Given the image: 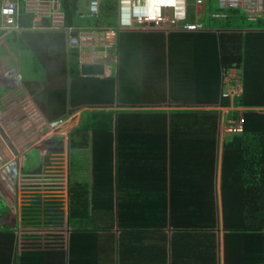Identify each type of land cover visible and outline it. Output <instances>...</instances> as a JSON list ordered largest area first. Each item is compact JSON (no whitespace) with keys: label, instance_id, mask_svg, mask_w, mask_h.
<instances>
[{"label":"trees","instance_id":"1","mask_svg":"<svg viewBox=\"0 0 264 264\" xmlns=\"http://www.w3.org/2000/svg\"><path fill=\"white\" fill-rule=\"evenodd\" d=\"M186 1L188 18L193 0ZM84 3L89 0L60 1L63 29L40 28L20 10V31L8 37L12 49L27 51L40 68L38 82L23 84L48 123L85 110L68 135L75 168L67 188L68 245L58 235L27 236L17 256L10 253L12 239L0 249V260L104 264L100 256L108 254L116 264H170L168 252L182 236L189 248L194 235L212 245L218 116L217 110L190 107L231 104L242 108V129L223 140L220 153L223 245L239 244L248 249V264H263L264 28L238 9L216 8L217 0L205 1L202 30L195 32L123 30L116 13H109L116 32L109 52L114 71L109 77L81 76L78 49L67 47L64 31L98 28L100 15L83 12ZM116 5L104 0L101 12ZM228 70L238 73L239 92L231 101L222 96ZM167 102L187 108L166 110ZM76 150L90 151L89 180L78 177ZM234 236L238 242L227 240Z\"/></svg>","mask_w":264,"mask_h":264},{"label":"built area","instance_id":"2","mask_svg":"<svg viewBox=\"0 0 264 264\" xmlns=\"http://www.w3.org/2000/svg\"><path fill=\"white\" fill-rule=\"evenodd\" d=\"M61 0H24L21 7L17 2L2 0L0 6V32L2 35H11L20 31L18 25V13L23 10L26 13H32L33 21L39 22L42 17H48L49 25H39L40 28L45 29H63L64 28V13L60 6ZM206 0H193L191 4V13L194 17V23L181 22L185 20V0L183 3V12L178 14L179 9L165 6L158 7V12L149 8L150 0H119L120 16L125 10H128L129 19L124 22L119 18L118 27L120 29H152V28H169L170 26L179 27L187 30L201 29V21L204 13V4ZM245 0H222L223 7L230 9H240L242 12L248 14V20L254 21L262 10L258 8H249ZM243 3V4H242ZM247 5V6H246ZM100 0H93L91 2L90 16L99 17ZM169 12V13H166ZM35 24V22H34ZM38 24V23H36ZM67 47L71 49H78L79 63H102L99 55V42L106 45L107 50L112 49L114 41L116 40V32L114 29L98 28H84L78 30L76 34H71V28L65 29ZM111 34V39L107 36ZM109 40V44H108ZM84 50H89V54H84ZM19 69L10 68L7 70H0V100L5 97L4 104L7 103V111L13 109L15 98L13 93L16 89L23 87ZM222 96L229 98L239 92V84L236 76L232 70L225 72L223 77ZM2 92V93H1ZM4 92V93H3ZM11 99V100H9ZM12 101V102H11ZM11 102V103H10ZM15 105V104H14ZM218 125L217 134L223 133L226 137L238 134L241 132V112L242 108L234 107L229 104L227 107H217ZM231 112V113H230ZM72 116V117H71ZM76 114L68 115L58 121L45 123L46 137L48 144H45L43 156V168L40 172L29 171L24 168V153L20 152L17 144L15 145L12 139L3 136L0 132V144L6 146L9 157L7 160L0 162V182L6 188L10 189L14 194L13 209L16 217L20 221V228L18 234L27 233L26 227L31 221L29 218L34 216L32 220L39 224L40 229H44L43 233L47 235H61V242L63 247H66L69 242L71 228L66 224V213L68 208L67 198V181L64 177V164L59 162L60 154L65 152L67 162V150L61 147L50 149V139L53 136L59 135L62 128L70 120L75 122ZM2 121V119H0ZM1 123V122H0ZM9 124V123H7ZM11 142V146L9 143ZM34 147L31 146L29 149ZM22 150V149H21ZM28 149H26L27 151ZM39 153V152H38ZM64 182L65 194L63 195L59 189ZM30 220V221H29Z\"/></svg>","mask_w":264,"mask_h":264},{"label":"crops","instance_id":"3","mask_svg":"<svg viewBox=\"0 0 264 264\" xmlns=\"http://www.w3.org/2000/svg\"><path fill=\"white\" fill-rule=\"evenodd\" d=\"M8 1H13V2H17L19 7L22 6L24 0H8ZM93 0H89V4L86 5L84 3L83 8H81V10L83 12L90 11L91 8V2ZM104 0H100V8H101V2ZM2 0H0V6H1ZM243 3H247L249 8H258L260 10L263 11V13H260L259 15H257L256 19L254 21L248 20V14L242 12L240 9H238L241 13L244 14L245 19L249 22H253V25H256L258 27L264 28V0H245L243 1ZM242 3V4H243ZM153 10L158 12V7L160 6H165L164 9L168 10L167 6L170 7H174L179 9L178 14L181 15V13L183 12V3L182 0H152L151 2ZM185 4H186V0H185ZM217 5L216 8H224V9H230V8H225L223 7V2L222 0H217ZM120 6V3H119ZM205 12H204V16L202 18V20L204 19V17L206 16V5H205ZM169 11V10H168ZM186 11V8H185ZM101 12V9L99 10V13ZM169 13V12H166ZM32 14V13H31ZM22 17V16H21ZM213 17V16H212ZM46 19L49 20L48 17H42L40 19L39 22L37 21H33L32 18V22L38 23L39 25L46 23ZM19 20V17H18ZM201 20V21H202ZM194 17L193 14L190 12V17L187 18V15H185V20L182 23V25H184L185 23H194ZM201 21H198L200 24H202ZM50 22V20L48 21ZM37 25V24H36ZM49 25V23L47 24ZM99 27V26H98ZM185 31H191V32H195V31H201L202 29H194V30H187V29H183ZM111 34L108 33V39H111ZM10 35H2L0 32V70H7L10 68H15V69H19V72L21 73V78L23 83H30L32 84L33 82H38V78L41 74L40 68L38 67V70H36V64L31 62V55L27 54L25 50H19V49H12V46L10 45L9 42V37ZM108 44H109V40H108ZM116 44V40L114 41V45L112 46V49H114V46ZM107 50L106 45L103 42H99V55L101 56V62L103 64H105V75L102 77H109L112 74V71H114V66L111 65V61L114 60V56H112L111 54H109V52L112 50ZM84 54H89V50H84L83 51ZM21 55V58H20ZM111 55V57H110ZM111 65V67H110ZM117 70V69H116ZM33 72V73H32ZM235 74L237 73L234 72ZM238 74V73H237ZM25 84H23V87L20 86V88L16 89L15 92L13 93V95L15 96V98H17L18 100H15L14 103H11L13 107V109L7 111L6 107L7 103H3L5 97L3 98V100H0V119H2L1 121V127L3 129V134H6V131L11 132L12 137L14 139V144L16 145L18 141H20V137L22 136L21 131L16 128V127H7L6 125L12 124V123H16L17 120H15V118H17L18 120H21V118H24L25 120H30V117H27L31 114V111H35V116L31 117L33 118L32 120H30L29 122H33L34 119L36 121L35 125L38 124V126H43L45 125V123H47L46 119L44 118V116L39 112V110L37 109V107L35 106L33 99H32V95L28 93V91L26 90V87L24 86ZM2 93V92H1ZM4 93V92H3ZM11 100V99H9ZM15 104V105H14ZM119 105V101H116L114 105H112L113 108H115V106ZM84 107V106H83ZM81 107L80 110H74L75 112H73L72 114H76V120L75 122H73V124L69 127V131L67 133V135H65L64 140H66L65 142V146H63L64 149H68L67 145H68V135L70 133V131L77 125L79 124V120L81 118V114L83 112V110H85V108ZM109 107V106H108ZM185 105L180 106V105H176V104H170V103H165L164 104V109L166 110H173V109H185ZM187 108V107H186ZM192 109H201V110H216V106L213 105H208V106H196V107H190ZM223 108V107H220ZM117 109V108H115ZM189 109V108H188ZM81 111V113H80ZM21 113H24V116H20ZM33 122V123H34ZM6 123V124H5ZM24 123V122H23ZM19 124L20 126L23 124ZM32 123V124H33ZM40 123V124H39ZM46 126V125H45ZM36 128V127H35ZM65 127L62 128V131L59 132L60 134L63 133V129ZM40 129V127H39ZM39 129L36 128L37 135L39 134ZM67 130V129H66ZM65 130V131H66ZM64 131V132H65ZM42 136V135H40ZM23 138H25V135L23 136ZM226 138V136L221 133V134H216L215 137V155H216V162H215V170H214V192H213V199H214V203H215V211H216V226L213 229V244H206L204 243L207 238L202 239L200 236L198 235H194L192 240L194 243V247L193 248H189L188 246H183L184 245V241L186 240V238L184 236H182L179 239L175 240V244L172 247V249L168 252V257H169V261L170 264L172 262H175L173 264H248L249 263V259H250V254L246 253L245 250H248L246 248H244L243 246L233 243V242H238L239 241V237H229L227 240L230 241L233 244H230L228 246H226V248H224L223 242L225 240V238L223 237V231H222V227H221V216H220V194H219V167H220V153L222 150V142L223 140ZM57 137L51 138L50 140V149L56 148L57 145L56 144H62L61 140L63 139V137H59V139H57ZM56 140V141H55ZM20 143V142H19ZM18 143V144H19ZM17 144V145H18ZM26 145L25 148H27L28 150L25 151L24 153V157H25V161H24V166L28 165L29 167L27 169H30V167H35L36 164H41L40 163V159L39 156L44 152V149H29L30 147L27 146V143L24 144ZM6 146H4V144H0V151H2V155H0V162L7 160V158L9 157L8 153L5 151ZM24 149V147H22ZM21 147H19V150L21 152ZM61 149V148H59ZM31 150L34 152L32 153ZM62 150V149H61ZM64 151V150H62ZM69 151V150H68ZM89 151V150H88ZM37 152H39L37 154ZM90 153V151H89ZM38 155V156H37ZM31 162V163H28ZM88 170H84L83 174L86 175L85 179L89 180L91 178V154H90V158L88 159V164L86 165ZM41 168V167H40ZM65 168V174L64 177H66V181H67V188H68V182L70 179V176L72 175V173L75 172V168H72L70 166V155L68 153V157H67V162H66V166H64ZM71 173V174H70ZM86 173V174H85ZM79 177V176H78ZM81 178V177H79ZM0 201L3 202V207L0 208V249L5 248L6 246H9L12 239H14L15 244L16 245H12L13 249L11 250V254L16 253L17 256H19L24 248L26 247V244H23V241L25 239H27V233H22V234H15L13 233L14 229H18L20 227V221L19 219L16 217L15 213H14V209H13V201H14V194L13 192L6 188V186L2 185V183L0 182ZM169 233V231H168ZM11 236V240H8V237ZM177 241V242H176ZM246 253V254H245ZM14 256H12L13 258ZM102 262L104 263L106 262V264H116V260L117 258L115 256L112 255H108V254H102L100 256ZM12 259L6 260L3 257L0 260V263L5 264L6 262H8V264H13ZM157 262V261H156ZM146 264H148L147 261H145ZM263 264H264V252H263Z\"/></svg>","mask_w":264,"mask_h":264},{"label":"rangeland","instance_id":"4","mask_svg":"<svg viewBox=\"0 0 264 264\" xmlns=\"http://www.w3.org/2000/svg\"><path fill=\"white\" fill-rule=\"evenodd\" d=\"M115 1L113 0V4L116 7L117 6L116 4L119 2V0H115ZM184 6H185V8L187 7V1H186V4ZM81 8H83V4H81ZM109 13H114V15L116 13V15H115L116 16V20L115 21L117 23V21H118V9L117 10H108L107 12H104V13L100 12L99 13L100 17L98 18L99 19V27L100 28H102V29H114L113 24H112L113 21L111 19H107L106 18V17H110V16H108ZM110 57H111V55H110ZM111 65H113V64H111ZM111 65H110V67H111ZM259 109L264 111V108H262V107H260ZM80 113H81V111H80ZM23 114L24 113H21L20 116H24ZM30 116L34 117L35 116V111L32 110L31 114L29 116H27V117H30ZM31 117H30V120L33 119ZM15 120H17L16 123L8 124L6 126L7 127H16V128H18L21 131L22 136L20 137V141L16 142L17 144L20 142L17 145L18 147H21V148L24 147V149L22 148L21 152L22 151H26L27 148H25L26 145H24L26 143H27L28 147L33 146L34 149H37V150L38 149H42L43 150L45 148V144L49 143L48 142V138L46 137V134H45V132L47 131L45 125H43V126H38V124L35 125V122H34V121H36L35 119L33 121L34 123L32 122L33 124L31 122H29L30 120H25L24 118H21V120H18L17 118H15ZM21 123H23V124L20 126L19 124H21ZM72 124H73V121H71V120L69 122H67V124L64 126L65 128L63 129V133H61V134L56 136V137H60V136L63 137V139L61 140V143H62L63 146H65V142H66V140H64V137H65V135H67V133L69 131V127ZM0 127H1V124H0ZM35 127L37 129H39V127H40L39 134L42 135V136L36 134L37 132H35L36 131ZM5 131L8 134V137L10 139H12V141H14L11 132H9L7 130H5ZM24 135H25V138H23ZM31 152L34 153L32 150H31ZM37 154H38V152H37ZM0 155H2V151H0ZM65 156H66L65 152H62L60 154V158H62V161H61V159H59V162H63V164L66 166V158H65ZM72 156L76 158L75 159V163H73V165L78 166L77 167L78 169L80 167V171L78 173V176L85 178L86 175H84L82 171L88 170L86 165L88 164V159L90 158L89 151L76 150V151L72 152ZM29 163H31V162H29ZM63 172L65 173V171H63ZM59 191H61L63 195L65 194L64 182L62 183V186L59 189ZM2 207H3V202L0 201V208H2Z\"/></svg>","mask_w":264,"mask_h":264},{"label":"clouds","instance_id":"5","mask_svg":"<svg viewBox=\"0 0 264 264\" xmlns=\"http://www.w3.org/2000/svg\"><path fill=\"white\" fill-rule=\"evenodd\" d=\"M149 8L152 10V4L149 3ZM170 12V11H169ZM119 18L122 19L124 22H127L128 19H129V13H128V10H125L123 12V14L120 16V13H119V2H118V24H119ZM182 25V23H181ZM173 28H181V29H185L183 28V26H179V27H175V26H170L169 28H152V29H158V30H164V31H169L170 29H173ZM123 30H129V28L127 29H123ZM71 49V48H70ZM58 121V120H56ZM1 122V121H0ZM55 122V121H53ZM48 123V122H47ZM51 123V122H50ZM2 126V125H1ZM0 129L3 131L2 127H0ZM0 130V132L3 134V132ZM3 136H6L8 137V134H3ZM56 137V136H54ZM57 140V139H56ZM55 140V141H56ZM12 141V140H11ZM1 143V142H0ZM9 145L11 146V142L9 143ZM63 145L61 144V147ZM6 149V148H5ZM7 152V150H5ZM67 155H68V151H67ZM39 159H40V163L41 164H36L35 167H30V169H27L28 166H24V162H23V166L25 169L29 170V171H34V172H40L43 168V165H42V159H43V156H39ZM24 161H25V157H24ZM41 167V168H40ZM37 169H39L37 171ZM34 218V216H31L29 219L30 222L28 223V225L26 227H31V228H28V232H27V236H34L36 235L37 238H43V236H47V234L43 233V230L44 229H40L39 228V224L37 222H34V220H32ZM66 224H67V213H66ZM67 226H69V224H67ZM70 227V226H69ZM20 228V227H19ZM19 228L18 229H14L13 230V233L15 234H18V231H19ZM71 228V227H70ZM71 233V232H70ZM52 236H56V235H52ZM60 237V239H62V236L61 235H58Z\"/></svg>","mask_w":264,"mask_h":264},{"label":"water","instance_id":"6","mask_svg":"<svg viewBox=\"0 0 264 264\" xmlns=\"http://www.w3.org/2000/svg\"><path fill=\"white\" fill-rule=\"evenodd\" d=\"M81 76L102 77L105 75V64L103 63H83L79 65Z\"/></svg>","mask_w":264,"mask_h":264},{"label":"bare ground","instance_id":"7","mask_svg":"<svg viewBox=\"0 0 264 264\" xmlns=\"http://www.w3.org/2000/svg\"><path fill=\"white\" fill-rule=\"evenodd\" d=\"M152 2V0H150V3Z\"/></svg>","mask_w":264,"mask_h":264}]
</instances>
